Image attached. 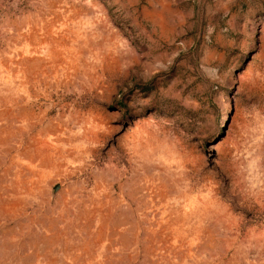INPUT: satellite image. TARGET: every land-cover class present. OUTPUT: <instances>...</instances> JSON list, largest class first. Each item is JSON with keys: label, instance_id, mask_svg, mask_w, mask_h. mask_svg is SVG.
Masks as SVG:
<instances>
[{"label": "rangeland", "instance_id": "rangeland-1", "mask_svg": "<svg viewBox=\"0 0 264 264\" xmlns=\"http://www.w3.org/2000/svg\"><path fill=\"white\" fill-rule=\"evenodd\" d=\"M0 264H264V0H0Z\"/></svg>", "mask_w": 264, "mask_h": 264}, {"label": "water", "instance_id": "water-1", "mask_svg": "<svg viewBox=\"0 0 264 264\" xmlns=\"http://www.w3.org/2000/svg\"><path fill=\"white\" fill-rule=\"evenodd\" d=\"M56 189H57V187H54V189H53V190L55 191Z\"/></svg>", "mask_w": 264, "mask_h": 264}]
</instances>
